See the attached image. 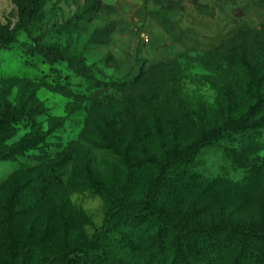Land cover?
Segmentation results:
<instances>
[{
    "label": "rangeland",
    "instance_id": "374dc122",
    "mask_svg": "<svg viewBox=\"0 0 264 264\" xmlns=\"http://www.w3.org/2000/svg\"><path fill=\"white\" fill-rule=\"evenodd\" d=\"M199 1L206 12L181 0L182 8L167 14L178 24L168 32L153 16L159 9L153 0H103L115 11L101 13L86 29L64 27L84 0H49L40 21L48 30L35 34L60 45L68 61L52 65L27 53L21 46L29 41L25 33L19 34L21 43L0 50V97L9 79L20 78L27 82L7 100L16 106L22 89L38 86L43 109L7 142L13 147L30 141L31 147L15 163L0 162V264L100 254L88 243L109 211L122 202H141L160 161L228 118H249L258 80L263 103L255 117L264 115V7L255 0ZM18 19L16 1L0 0V23L15 25ZM113 21L116 30L106 44L90 42L96 28ZM8 107L0 104V112ZM228 148L249 165L235 162ZM188 166L202 181L160 202L171 225L177 227L185 215L201 226L224 220L250 229L261 223L264 127L250 137L235 134L203 147ZM38 174L60 175L63 185L49 199L20 197V186ZM35 202L37 210L17 211ZM111 250L112 256L133 258L126 250Z\"/></svg>",
    "mask_w": 264,
    "mask_h": 264
},
{
    "label": "trees",
    "instance_id": "16d2710c",
    "mask_svg": "<svg viewBox=\"0 0 264 264\" xmlns=\"http://www.w3.org/2000/svg\"><path fill=\"white\" fill-rule=\"evenodd\" d=\"M19 8V19L15 25L0 23V50L21 43L19 34L25 33L29 41L21 46L31 55L39 54L49 64L68 61L60 45L47 43L36 31H47L40 25L44 9L49 0H15ZM82 10L64 25L66 29H86L101 13L115 8L103 0H84ZM197 9L204 13L207 5L199 0H191ZM159 9L153 16L166 31H173L178 24L169 18V12L182 8L181 0H153ZM258 7H264V0H255ZM116 30V22H110L96 28L90 36L93 44H106ZM243 43L246 38L242 30ZM83 72V70H79ZM26 80L11 78L1 92L0 104L9 106L0 112V162L15 163L18 157L27 151L32 143L26 141L13 147L7 142L18 132L21 125L34 124L43 109L37 104L38 86L25 93L22 89L13 106L7 98L19 84ZM62 92L61 85L58 86ZM263 82L256 85V102L249 109V118L242 121L226 120L222 127H215L197 139L183 152L160 161L156 173L149 179L144 197L139 203L122 202L114 206L106 216L105 223L88 243L91 250H100V254L87 253L80 260L65 256L40 255L41 264H264V214L261 223L255 228L238 227L221 220L208 226L190 224V216H184L175 227L169 223L168 210L161 201L169 192L175 190L190 191L199 186L202 175L188 169L193 157L205 146L217 144L222 138L250 137L264 127V115L256 118L255 112L262 105ZM54 121V118L50 119ZM61 124V122H60ZM232 159L244 166L249 160L240 152L228 148ZM63 185L60 175H30L20 186V197L34 196L35 201L49 199L52 192ZM37 210L36 202L22 206L21 213ZM190 211V209L188 210ZM189 213V212H187ZM111 247L126 250L130 256H112Z\"/></svg>",
    "mask_w": 264,
    "mask_h": 264
}]
</instances>
